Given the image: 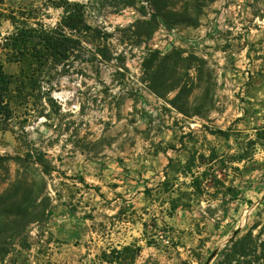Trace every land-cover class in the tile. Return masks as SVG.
Masks as SVG:
<instances>
[{
	"label": "rangeland",
	"instance_id": "374dc122",
	"mask_svg": "<svg viewBox=\"0 0 264 264\" xmlns=\"http://www.w3.org/2000/svg\"><path fill=\"white\" fill-rule=\"evenodd\" d=\"M52 1L0 0L8 73L23 66L2 48L8 15L37 8L55 25ZM72 1L111 36L84 38L80 59L49 65L35 96L0 116V264H116L103 252L130 244L139 264H264L263 247L232 251L251 230L264 242V0H207L198 25L161 24L144 42L126 28L149 1ZM175 48L189 60L173 55L161 74L187 84L179 99L143 71L150 49Z\"/></svg>",
	"mask_w": 264,
	"mask_h": 264
},
{
	"label": "trees",
	"instance_id": "16d2710c",
	"mask_svg": "<svg viewBox=\"0 0 264 264\" xmlns=\"http://www.w3.org/2000/svg\"><path fill=\"white\" fill-rule=\"evenodd\" d=\"M147 1H149L153 12L150 15L144 13L147 18L137 19L126 28L137 42H144L145 39L151 38L161 24L168 27L176 24L198 25L200 14L207 3V0H196L191 5L185 3L181 6L179 5L181 1L178 0ZM213 1L215 0H209V2ZM52 4L55 8H60L63 11L55 25L47 24L37 8L13 9L7 17L14 29L5 37L2 48L6 51L10 62H20L23 65L18 74H11L0 62V116H4L7 120L11 118L13 99L20 97L24 102V100L27 101L35 96L34 93L39 89L38 82L45 76L49 65L80 59L81 53L86 50L84 40L86 37L99 39L106 45L111 36L109 33L94 35V27L86 20L87 6L85 3L72 0H53ZM143 25H149L151 29L146 33L139 31ZM176 49L167 53L160 49H150L143 59V71L144 80L156 94H160L157 84L159 85L161 82L167 92L178 90L175 99H179L186 91L187 84L180 79L176 82L169 81L165 76L162 79L161 74L162 68L171 66L170 61L173 59V55L189 60L188 57H182V50L179 49L180 51L177 52ZM100 52L105 57V53L101 50ZM31 156L32 153L29 151L25 157L18 158L25 159ZM43 161V157H40L37 163ZM167 180L166 177L164 185L168 184ZM175 200L172 198V211L177 210L180 206ZM21 205L22 201L13 200L7 209L10 208V214L19 216L21 214L17 210L21 208ZM259 235H254L253 230L249 231L234 241L232 251L237 255L245 256L247 253L258 251L260 247H263L264 250V242L258 243ZM141 252V245H124L121 248L110 249V253L104 251L103 260L116 264H139L137 258Z\"/></svg>",
	"mask_w": 264,
	"mask_h": 264
},
{
	"label": "water",
	"instance_id": "95a60500",
	"mask_svg": "<svg viewBox=\"0 0 264 264\" xmlns=\"http://www.w3.org/2000/svg\"><path fill=\"white\" fill-rule=\"evenodd\" d=\"M213 255H214V254H213ZM213 255L210 257V259L213 257ZM210 259H209V261H210ZM209 261H208V262H209Z\"/></svg>",
	"mask_w": 264,
	"mask_h": 264
}]
</instances>
